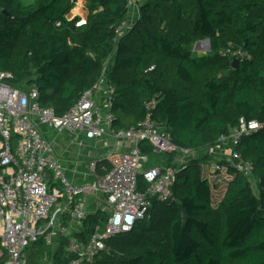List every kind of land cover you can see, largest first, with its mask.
Segmentation results:
<instances>
[{"label": "trees", "instance_id": "trees-1", "mask_svg": "<svg viewBox=\"0 0 264 264\" xmlns=\"http://www.w3.org/2000/svg\"><path fill=\"white\" fill-rule=\"evenodd\" d=\"M130 18L128 0H0V70L12 74L11 85L36 88L42 105L62 115L105 71L118 128L150 114L179 148L197 153L181 161L177 151L141 142L154 164L177 169L171 198H153L148 214L106 238L88 264H264V0H143ZM206 38L211 49L197 54ZM239 48L245 55L234 68L229 51ZM242 120L260 124L237 145L252 179L224 156L228 181L217 193L204 168L208 151ZM110 169L98 161V174ZM138 182L146 188L142 174ZM107 217L91 212L81 238ZM66 243L35 242L30 264H70ZM0 252L7 264L1 239Z\"/></svg>", "mask_w": 264, "mask_h": 264}, {"label": "built area", "instance_id": "built-area-1", "mask_svg": "<svg viewBox=\"0 0 264 264\" xmlns=\"http://www.w3.org/2000/svg\"><path fill=\"white\" fill-rule=\"evenodd\" d=\"M128 1L132 8L142 0ZM127 26L129 23L124 22L118 30L122 32ZM229 53L239 59L245 55L240 48ZM11 76L0 70V239L7 264H30L28 248L32 244L41 240L54 247L61 239L67 241L70 264H88L107 248L106 238L130 231L148 214L153 198H171L177 169L163 164L146 166L149 158L141 142L149 141L159 153L177 151L184 155L191 151L179 148L150 114L138 125L118 128L112 109L115 88L108 83L105 71L98 83L62 115L54 107L42 105L36 88L24 91L11 85ZM259 126L255 120H242L214 147L220 151L227 148V159L250 177L253 164L242 157L237 145L242 135ZM62 135H68L71 143L79 146L87 140L111 139L124 150H111L100 160L89 161L82 171L75 169L84 181L74 183L64 175L63 163L54 154ZM230 140L234 144L225 147ZM212 149L208 151L211 155ZM103 160L111 169L100 175L96 170L98 161ZM219 160L210 162L209 178L211 173L219 178L223 175L227 185L228 177ZM140 174L146 182L143 190L139 189ZM91 196H96V204L89 202ZM98 210L108 213L107 220L97 224L91 235L81 238L84 219Z\"/></svg>", "mask_w": 264, "mask_h": 264}, {"label": "rangeland", "instance_id": "rangeland-1", "mask_svg": "<svg viewBox=\"0 0 264 264\" xmlns=\"http://www.w3.org/2000/svg\"><path fill=\"white\" fill-rule=\"evenodd\" d=\"M25 3H29L31 2V0H23ZM130 13H132V8H130ZM208 44L209 42L208 41H205V40H201L200 41V45L198 46L197 43L195 44V52L197 54H204L206 52H208L210 49L208 48ZM103 109V108H102ZM55 132L51 133L50 135H54ZM87 142L89 143V145H83L82 147L79 146V145H73L70 147V155H68L67 157H64L60 154L59 150L58 149H55L54 151V154L55 156L59 157V159H61L62 163H63V173L64 175L70 179V181L73 182V179L71 178V176L73 174L79 176L80 172L78 171H75V169L79 170V171H82L83 168L82 166L80 165V163H77L78 161H81L82 158L81 156L83 154H89V156L93 157V158H98L101 156V153L104 151V147H105V143L102 140H87ZM115 144V143H113ZM109 150V149H107ZM214 154V153H213ZM197 156V153L196 152H191L189 154H184V155H181L180 158H181V161H185V160H189L193 157ZM213 156V161H216V160H219L221 159V157H223L222 155L218 156L216 154L212 155ZM90 159V158H89ZM156 159L152 158L151 156H149V160L146 162V166H150V165H153L154 163H156ZM204 168H207V167H204ZM215 173H211V182H214V185L218 186V188H220V190L222 191L223 189H225V186H226V180L225 178H223V175L219 178V177H214ZM215 178V179H213ZM252 179V177H251ZM58 182H60V178L57 179ZM84 181L82 178L79 179V180H74V183L75 182H82ZM255 184V187H256V183L254 182ZM217 194L214 195V198H217ZM96 199V196H91L89 197V202L92 203V201ZM48 250L47 249H44L43 250V253H45L44 257L45 259H47L48 257V254H47Z\"/></svg>", "mask_w": 264, "mask_h": 264}, {"label": "crops", "instance_id": "crops-1", "mask_svg": "<svg viewBox=\"0 0 264 264\" xmlns=\"http://www.w3.org/2000/svg\"><path fill=\"white\" fill-rule=\"evenodd\" d=\"M143 1V0H142ZM138 15H139V4L137 3V4H135L133 7H132V13H131V18L130 19H132V20H134L136 17H138ZM51 133H53V132H51V131H47V133L46 134H51ZM55 135V134H54ZM103 139V141H104V143H105V147H104V151L101 153V156L104 154V153H107V152H109V151H111V150H120V149H123L122 148V146L120 145V144H118V142L117 141H115V140H111V139H105V138H102ZM102 139H99V140H102ZM113 143H115V144H113ZM85 145H89V143L88 142H85ZM71 146H73V144L71 143V137H69L68 135H62L61 137H59V145H58V150H59V152H60V154L62 155V156H64V157H67L68 155H70V147ZM83 146V145H82ZM81 146V147H82ZM126 146H127V148L130 146V144H126ZM126 148V149H127ZM107 149H109V150H107ZM124 150V149H123ZM211 150V149H210ZM210 152V151H209ZM212 152L214 153V154H216V155H218V156H220V155H222L223 157L225 156V157H227L228 155V152H229V150L227 149V148H224V149H222L221 151L219 150V149H215V148H213L212 149ZM213 154V155H214ZM100 156V157H101ZM100 157H98V158H96V159H98V160H100ZM81 158H82V160L81 161H78L79 163H80V165L82 166V168H84L85 169V164H87L89 161H91V160H93V159H95V158H93V157H91V156H89V154H83L82 156H81ZM90 158V159H89ZM60 161H61V159H60ZM62 162V161H61ZM207 168H208V166H206ZM103 169H104V167H102ZM207 168H205L206 170H207ZM71 178L73 179V180H79V179H81V177H77V175H75V174H73L72 176H71ZM225 189H223L222 191L220 190V188L217 190V193H222L223 191H224ZM92 203L93 204H96V200H93L92 201ZM91 208H94V206L92 205L91 206ZM2 229V227H1V223H0V230ZM4 249V248H3ZM5 250V249H4ZM0 254H1V252H0Z\"/></svg>", "mask_w": 264, "mask_h": 264}, {"label": "water", "instance_id": "water-1", "mask_svg": "<svg viewBox=\"0 0 264 264\" xmlns=\"http://www.w3.org/2000/svg\"><path fill=\"white\" fill-rule=\"evenodd\" d=\"M78 8V7H77ZM205 41H210V39L209 38H206L205 39ZM197 45L199 46L200 45V41H198L197 42ZM208 48L209 49H211V46H210V43L208 44ZM232 66L234 67V68H236V67H238V65L240 64V59L238 58V57H234L233 59H232Z\"/></svg>", "mask_w": 264, "mask_h": 264}]
</instances>
